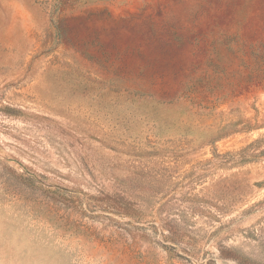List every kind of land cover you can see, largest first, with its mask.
I'll list each match as a JSON object with an SVG mask.
<instances>
[{"label":"rangeland","instance_id":"obj_1","mask_svg":"<svg viewBox=\"0 0 264 264\" xmlns=\"http://www.w3.org/2000/svg\"><path fill=\"white\" fill-rule=\"evenodd\" d=\"M0 264H264V0H0Z\"/></svg>","mask_w":264,"mask_h":264}]
</instances>
